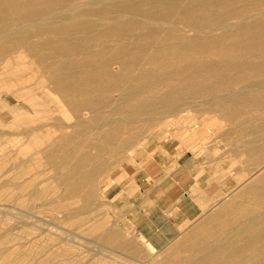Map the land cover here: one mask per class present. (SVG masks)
Instances as JSON below:
<instances>
[{
  "label": "rangeland",
  "instance_id": "1",
  "mask_svg": "<svg viewBox=\"0 0 264 264\" xmlns=\"http://www.w3.org/2000/svg\"><path fill=\"white\" fill-rule=\"evenodd\" d=\"M88 1L0 0V264H264V49L244 48L264 42V0H166L75 36L25 28ZM162 146L225 182L210 192L229 231L210 246L146 251L108 196Z\"/></svg>",
  "mask_w": 264,
  "mask_h": 264
},
{
  "label": "crops",
  "instance_id": "2",
  "mask_svg": "<svg viewBox=\"0 0 264 264\" xmlns=\"http://www.w3.org/2000/svg\"><path fill=\"white\" fill-rule=\"evenodd\" d=\"M172 152L166 146L137 152L125 174L107 189L124 222L163 254L179 240L194 241L199 249L210 246L199 240L222 239L229 231L226 216L212 213L221 208V199L213 194L218 196L225 182H203L197 169H188L199 167L195 161Z\"/></svg>",
  "mask_w": 264,
  "mask_h": 264
},
{
  "label": "bare ground",
  "instance_id": "3",
  "mask_svg": "<svg viewBox=\"0 0 264 264\" xmlns=\"http://www.w3.org/2000/svg\"><path fill=\"white\" fill-rule=\"evenodd\" d=\"M166 0H89L87 3L82 4L81 3H77L75 6H73L72 8H68L63 10V12L59 13L58 15H49V16H43L42 18L39 19V21L30 23L28 25L25 26V28L27 30H30L31 33L33 32L34 34L37 35H42L45 33H52V34H65V35H74L77 34V32L81 31L83 27H85L84 25H82L83 23H106L105 21H108L110 18H112V16H116L118 18L123 19L124 16H129V15H133L136 17H143V16H152L153 10L155 9V7L157 6L156 4L160 3V2H164ZM251 1V0H250ZM10 4V3H8ZM40 4V3H39ZM12 6V5H11ZM19 7V6H18ZM35 9V8H33ZM157 9V8H156ZM161 9V8H158ZM1 12V11H0ZM43 12V11H42ZM9 14V13H8ZM261 15V14H260ZM11 16V15H10ZM13 16V15H12ZM18 16V15H17ZM16 16V17H17ZM259 16V14H258ZM28 17V16H27ZM7 18V17H6ZM13 19V18H12ZM35 19V18H34ZM248 19V18H247ZM153 21V20H152ZM149 22V21H148ZM151 23V22H150ZM154 23V22H152ZM240 23V22H239ZM86 24V25H87ZM156 24V23H155ZM158 24V23H157ZM167 24V23H165ZM241 24V23H240ZM164 25V24H163ZM236 26V25H235ZM173 27V26H171ZM174 28V27H173ZM177 28V27H175ZM231 28V27H230ZM245 29V28H244ZM21 30V29H20ZM12 31V30H11ZM19 30H17L18 32ZM188 32V31H187ZM193 31L189 32L192 33ZM201 32V31H200ZM203 32V31H202ZM217 32V31H216ZM12 34V32H10ZM14 33V31H13ZM9 34V33H8ZM11 34L9 36H11ZM15 34V33H14ZM13 34V35H14ZM22 34V33H21ZM145 34V33H143ZM2 35V34H1ZM29 35V34H28ZM222 36V34H220ZM6 36L3 35L2 38ZM9 36H6L9 37ZM43 37V36H42ZM52 37V36H51ZM1 38V36H0ZM1 38V39H2ZM4 38V39H6ZM11 39V38H10ZM18 39V38H17ZM28 39V38H27ZM252 45H245L244 48L249 47L251 49H256L258 50L260 47L261 49H264V42L261 44H258L253 40H249ZM212 42V41H211ZM216 42V41H215ZM214 42V43H215ZM226 46V45H225ZM113 47V46H112ZM219 47V46H218ZM224 48V47H223ZM237 48H240L239 46H234V48H230L231 50H236ZM47 51V50H46ZM215 51V50H214ZM244 51V50H243ZM48 52V51H47ZM219 52V51H218ZM118 54V53H117ZM249 55V54H248ZM195 59V58H194ZM201 60V59H200ZM211 61V60H210ZM242 61V60H241ZM239 61V62H241ZM215 62V61H214ZM235 62V61H234ZM232 62V63H234ZM181 65V64H180ZM179 65V66H180ZM183 66V64H182ZM215 66V65H213ZM212 66V67H213ZM148 67V66H147ZM225 67V65H218L216 67H214L213 69L215 70H221ZM178 68V67H177ZM183 69V68H182ZM52 70V69H51ZM162 70V69H161ZM184 71V70H183ZM203 71V70H202ZM177 73V72H176ZM238 73V72H237ZM184 74V73H183ZM233 74V73H232ZM240 74V72L238 73ZM244 74V73H243ZM222 75V74H221ZM241 75V74H240ZM245 75V74H244ZM250 75V74H249ZM50 76V75H49ZM183 76V75H182ZM251 76V75H250ZM130 77V76H129ZM184 77V76H183ZM205 78V77H204ZM207 78V77H206ZM215 79V77H213ZM211 78V79H213ZM66 79V78H65ZM132 79V78H131ZM130 79V80H131ZM167 79V78H166ZM201 79V78H200ZM218 79H221V77H218ZM216 79V80H218ZM234 79V78H232ZM67 80V79H66ZM193 80V79H192ZM191 80V81H192ZM187 81V80H186ZM231 81V80H230ZM32 82V81H31ZM45 82V81H44ZM130 83V82H129ZM252 83V82H250ZM249 83V84H250ZM254 83V82H253ZM263 83V82H262ZM183 84V83H181ZM247 84V85H249ZM258 84V83H257ZM261 84V83H259ZM115 85V84H114ZM225 85V84H224ZM255 85V83H254ZM264 85V84H263ZM261 85V86H263ZM63 86V85H62ZM129 86V85H128ZM199 86V84H198ZM125 87V86H124ZM179 87V86H178ZM200 87V86H199ZM248 87V86H246ZM250 87V86H249ZM248 87V88H249ZM44 88V87H43ZM113 88V87H112ZM160 88V87H159ZM213 88V87H212ZM252 88V86H251ZM46 89V88H45ZM200 89V88H199ZM255 89V88H254ZM28 90V89H27ZM139 90V89H138ZM163 90V89H162ZM175 90V89H174ZM178 90V88H177ZM202 90V89H200ZM208 90V89H207ZM241 90V89H240ZM239 90V91H240ZM246 90V89H245ZM36 91V90H35ZM55 91V90H54ZM80 91V90H79ZM199 91V90H197ZM244 90H242L243 93ZM247 91V90H246ZM256 91V90H254ZM257 91H259L257 89ZM262 91V90H261ZM260 91V92H261ZM27 92V91H26ZM37 92V91H36ZM81 92V91H80ZM231 92V91H230ZM241 92V91H240ZM248 92V91H247ZM263 92V91H262ZM38 93V92H37ZM131 93V92H128ZM209 93V91H208ZM238 93V92H237ZM47 94V93H46ZM236 93L234 92L233 95H235ZM36 95V94H34ZM217 95V94H216ZM232 95V94H231ZM238 95V94H237ZM240 95V93H239ZM38 96V95H37ZM158 96V95H157ZM219 96V95H218ZM221 96V95H220ZM225 96V95H224ZM223 96V97H224ZM117 97V96H116ZM228 97V96H227ZM235 97V96H234ZM231 97V98H234ZM237 97V96H236ZM244 97V96H243ZM39 98V97H38ZM92 98V97H91ZM221 99V98H220ZM223 99V98H222ZM221 99V100H222ZM226 99V98H225ZM241 97H237L236 100H233L232 102H236L237 100H240ZM103 100V99H101ZM220 100V101H221ZM230 100V99H229ZM31 101V100H30ZM181 101V100H180ZM264 101V100H263ZM5 102V101H4ZM104 102V100H103ZM222 102H224L222 100ZM33 103V102H32ZM219 103V102H218ZM223 104V103H222ZM83 105V104H82ZM11 106V105H10ZM220 106V105H218ZM233 106V105H232ZM230 106V108L232 107ZM241 106V105H240ZM247 106V105H245ZM226 107V105H225ZM229 107V106H228ZM38 108V107H37ZM81 108V107H80ZM236 108V106H235ZM86 109V108H85ZM245 109V108H244ZM247 110V109H246ZM161 111V110H160ZM229 111V110H228ZM249 111V110H248ZM17 113V112H15ZM113 113V112H112ZM87 114V113H86ZM69 115V114H68ZM77 115V114H76ZM71 116V115H70ZM78 116V115H77ZM90 117V116H89ZM114 120V119H113ZM125 120V119H124ZM123 120V121H124ZM129 120V119H128ZM112 121V120H111ZM113 122V121H112ZM132 122V121H130ZM129 123V122H128ZM127 123V124H128ZM133 123V122H132ZM138 123V122H137ZM57 124V123H56ZM81 124V123H80ZM92 124V123H91ZM107 124V123H106ZM109 124V123H108ZM75 125V123L73 124ZM129 125V124H128ZM127 125V127H128ZM132 125V124H130ZM136 126L138 124H135ZM141 125V123H140ZM139 125V126H140ZM147 126V124H144ZM143 125V126H144ZM54 126V124H53ZM67 126V125H66ZM72 125H70L71 127ZM81 126V125H80ZM105 126V125H104ZM45 127V126H44ZM47 127V126H46ZM65 127V126H64ZM106 127H109L106 126ZM105 127V128H106ZM126 127V126H125ZM67 128V127H66ZM87 128V127H85ZM96 128V127H94ZM64 129V128H63ZM62 129V130H63ZM73 129V128H72ZM98 129V128H97ZM103 129V128H102ZM71 130V129H70ZM80 130V129H79ZM90 130V129H89ZM107 130V129H105ZM50 131V130H48ZM102 131V130H101ZM132 131V130H130ZM136 133V132H135ZM74 134V133H72ZM107 135V134H106ZM62 137V136H61ZM66 137V136H65ZM130 137V136H129ZM77 138V137H76ZM100 138V137H99ZM65 139V138H64ZM81 139V138H80ZM80 139H79V143H80ZM97 139V138H96ZM127 139V138H126ZM146 139V138H145ZM75 140V139H74ZM115 142V141H114ZM50 143V142H49ZM56 143V142H55ZM79 144H77L76 146H78ZM86 145V144H85ZM84 146V144H83ZM87 146V145H86ZM75 148V147H74ZM73 148V149H74ZM84 148V147H83ZM70 149V148H69ZM85 149V148H84ZM69 151V150H68ZM90 152V151H89ZM35 158V157H34ZM42 158V157H41ZM86 159V158H85ZM35 160V159H34ZM79 160V159H78ZM101 160V159H100ZM85 161V160H84ZM72 177V176H71ZM257 218V217H256ZM211 240V239H210ZM141 242V244L144 246L146 251H149L151 253L154 252V247L147 242L144 238L140 237V240H138ZM212 245V244H211ZM207 262V261H206Z\"/></svg>",
  "mask_w": 264,
  "mask_h": 264
}]
</instances>
